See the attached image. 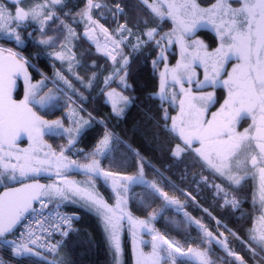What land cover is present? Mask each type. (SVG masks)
Returning <instances> with one entry per match:
<instances>
[{
	"label": "snow or ice",
	"instance_id": "obj_1",
	"mask_svg": "<svg viewBox=\"0 0 264 264\" xmlns=\"http://www.w3.org/2000/svg\"><path fill=\"white\" fill-rule=\"evenodd\" d=\"M24 2L25 0H14L13 12L5 6L3 0H0V33L9 40H14L18 45L24 42L18 29L26 21L39 23L40 31L43 33L47 22L59 19L54 11L48 9L62 6L66 0H45L44 3H33L28 8L22 6ZM140 3L150 9L152 18L160 23L143 33L148 37L147 41H141L137 37V43L132 45L133 50L140 48L142 43L156 39L157 36L159 39H156V47H161L162 42L167 41V44L161 47L156 59L152 61L153 68H156L161 61H165V64L164 70L159 73V91L150 94L149 98L158 99L161 107L165 104L175 107L178 101L177 115L169 117L168 108H164L161 117L164 121V130L173 136H178L185 145L184 148L177 145L172 150V156L179 158L186 149L192 148L193 143H199L200 146L192 150L209 168L229 181L230 186H240L247 176L258 174L260 202L264 205V0H215L208 8H201L196 0H151V3L149 0H140ZM234 3L238 6L234 7ZM101 7L102 5L94 3V0H87L85 8L79 15L82 20H87L89 26H96L97 22L92 19V9ZM116 13L123 14V9L119 5L114 11V14ZM169 20L172 24L171 29L161 34L160 24ZM61 24L68 31L66 39L75 36L74 31L67 24L63 21ZM203 25H210L219 40L218 46L211 51L202 40H192L191 43L188 40L196 29ZM99 27L107 36V30L102 25ZM124 31H128L131 35V29L127 28L126 24H121L117 32L123 36ZM93 32L94 27L86 30L85 35L93 39ZM124 39L127 38L124 37L120 41L111 39V44L114 46L112 52H107L105 46L106 54L114 64L117 62V56L113 55V52L122 55L119 46ZM38 43L52 46L53 38H42ZM172 45L179 46L180 59L174 66L169 67L164 52ZM97 50H100L99 44ZM53 55L61 61L66 58L63 53H53ZM68 59L71 61L75 57ZM233 59L237 63L233 64L231 71H227L226 64ZM27 64L28 61L19 53L0 47V179L16 180L17 175L28 177L33 173L49 171L53 167L56 169L55 174L60 177L70 168H81L87 174L103 176L106 181L112 182L115 204L109 205L94 192L85 196L82 194L85 190L74 187L76 182L66 180L62 181L63 187L56 184L36 183L10 188L0 193V244L10 246L13 256H41V253L35 250V246L47 248L50 253L55 254L62 242L46 245L38 238L34 239L37 229H33L31 223L18 238L9 240L7 236L14 232L26 213L37 211L33 208L34 201H38L43 209L47 207L45 198L51 200L54 196H58L62 200H69L71 197L67 193H72L80 195L83 201L82 207L95 211L98 215L115 264H121L120 233L125 221L132 238L134 264H214L210 257V249L188 247L185 250L179 242L168 239L153 227V221L164 208L176 205L179 210L183 205L176 198L170 197L155 181L145 180L143 157H140L141 167L135 175L106 172L100 168V160L95 157L104 155L109 149L110 133L105 132L98 141L95 149L90 153L88 163L79 165L76 161L67 159L64 155L65 149L72 150L77 138L89 125V121L83 120L81 123L73 114L69 119L75 127L64 128L60 120L50 123L38 116L32 106L44 107L58 97L53 96L51 92L40 95L44 80L37 84L31 83ZM128 67L129 58L123 57L120 67L105 79V84L123 71L120 86L124 89L130 88L131 85L127 83ZM196 67L204 69L202 80L196 78ZM225 72L227 78L222 79ZM57 75L60 76L59 73ZM18 76H23L25 82L24 97L19 101L14 100L12 96V89ZM92 78H95V73ZM60 79H63V76H60ZM221 86L227 89V97L220 108L212 113L211 119H208L206 112L215 103V93L204 92L203 89H215ZM106 95L112 102L113 113L117 116H122L134 99L122 95L115 89ZM246 116L251 117L252 123L243 132H238L236 125ZM148 119L152 117L149 116ZM46 133L68 137L67 145L61 147L59 154L51 151L50 145L43 143L42 137ZM23 134L27 135L29 147L22 149L16 142ZM44 148H48L49 151L44 152V158H41L40 153ZM13 160L15 163L12 162ZM249 165L255 171H249ZM233 169L236 171L234 172ZM240 171L244 174L240 175ZM135 185H144L149 197L160 198L164 202L160 210L150 213L146 219L136 218L127 210L131 188ZM216 188L217 194L223 191L220 185H216ZM224 196L225 205H231L233 209L239 208L240 201L235 196L228 199L227 192H224ZM184 215L186 222L194 223L203 232L204 238L211 243L213 234L199 220H194L188 213ZM48 219L45 217L43 220L35 221L39 225V231H48L43 227ZM74 219L78 217L57 213L55 230L62 236L77 231L72 227ZM217 223L219 224V221ZM249 232L250 241L264 251V215L259 217L258 222H254ZM142 234L151 236L152 250L147 254L140 250L141 244L148 243L141 238ZM216 242L228 251L224 240ZM228 255L235 254L228 251ZM252 255L255 257L259 253L253 249ZM236 259L239 264H246L241 257L236 256ZM0 264H4V261L0 260ZM48 264H63V260L54 259Z\"/></svg>",
	"mask_w": 264,
	"mask_h": 264
},
{
	"label": "trees",
	"instance_id": "obj_2",
	"mask_svg": "<svg viewBox=\"0 0 264 264\" xmlns=\"http://www.w3.org/2000/svg\"><path fill=\"white\" fill-rule=\"evenodd\" d=\"M199 1L201 4L207 5L214 0ZM124 18L128 24L135 25L140 30H143L147 25L157 26L158 24V20L153 19L152 16L149 23H146L141 8L135 9L134 14L126 13ZM165 27L170 28L171 22L166 21L160 25V28L164 29ZM158 50L159 47L151 43L129 52L127 83L131 85L130 88L124 89L120 86V77L124 75L123 71L114 79L113 84L117 85L128 97L134 99L125 113L122 116H117L115 124L109 125L112 132L117 135L118 141L113 147L112 154L104 157L102 161L107 162L109 167H113L116 163L117 168H119L118 171L138 172L141 167L140 157H143L144 178L157 182L163 189L171 193L170 197L179 200L183 205L182 208H185L190 217H198V220L206 218V215L194 207L195 203L209 207L217 217L243 237L249 245L255 247V244L250 241L248 229L251 215L256 210L251 203L254 181L247 179L240 186H230L229 181L208 168L207 164L191 149H186L179 158L172 156V150L179 145L180 139L164 130V121L161 117L164 108H168V113L174 111V108L167 104L161 107L158 99L149 98V95L157 93L160 87L159 65L153 68L152 64V61L156 59ZM120 52L122 55H117L116 65H119L125 57L127 47H123ZM102 60L105 61V58L103 57ZM107 68L103 72H106ZM71 93L73 95V92ZM74 96L77 97L75 94ZM82 103L88 112L108 118V105L103 94L98 95L90 102L82 101ZM149 116L152 119H148ZM100 133L101 130L96 125L86 128L80 140L83 148L90 149L94 146ZM115 154L121 162L117 158L114 160ZM202 177L223 182L228 190L238 197L239 208L231 209L228 205L218 204V197L210 195L209 197L205 193ZM22 180L24 179L19 181ZM19 181L7 182L4 186ZM103 190L107 194L111 193L106 186H102ZM130 197L128 206L137 215L146 213L147 209L153 207L158 209L163 205L160 198L149 197L146 187L141 185L132 188ZM61 202L65 210L78 213V219H75L72 225L77 231L70 232L67 237L61 240V246L55 254L50 255V260H63V264H112V253L109 250L108 241L98 215L94 211L82 207V204ZM157 203L159 204L157 205ZM163 211L167 218L156 220V224L166 235L176 237L181 243L189 247L200 250L210 249V254L217 255L221 261L220 264H238L234 258V261L227 263V255L223 251L218 250L212 243L206 244L201 238L200 229L194 223H187L185 215L174 211L171 206L164 208ZM233 240L230 243L233 252L247 264H256V261L264 264L263 253L253 257L247 243H243L235 237ZM48 262L44 264H48Z\"/></svg>",
	"mask_w": 264,
	"mask_h": 264
},
{
	"label": "flooded vegetation",
	"instance_id": "obj_3",
	"mask_svg": "<svg viewBox=\"0 0 264 264\" xmlns=\"http://www.w3.org/2000/svg\"><path fill=\"white\" fill-rule=\"evenodd\" d=\"M196 1L200 2L199 0ZM3 2L6 7H9L11 9V11H15L14 0H3ZM44 2L45 0H25L22 6L28 8L33 3ZM94 3H99L102 5L101 8L92 9V19L97 22L96 26H89L87 20H82L79 15V13L85 8L87 0H66V2L62 6H56L54 8L48 9L50 11H54L59 19H54V21L47 22L43 33L40 31L39 23L26 21L25 24L22 25L20 29H18V31H20L21 33V36L24 38V42L22 44L18 45L14 40H9L3 33H0V47H3L5 49H12V51L19 53L21 57L28 61V64L33 67V69H27L31 83L33 84H37L39 81L44 80L37 73L38 71H42L50 75L54 81H59L63 84H73L80 89L81 87L83 89L90 88L92 90L91 92H93L94 90L98 89L102 82L103 70L108 66L109 67L107 68V71L116 67V64H114L113 60L106 54L105 46H107V52H112L114 46L111 44V39H115L118 41L119 39L121 40L123 37H126L127 39H124V42L126 43V45H129V42L134 39V31L141 33V30L138 27L128 24L126 18H124L125 14H134L135 9L141 8L143 10L146 23H149L151 18L150 9H147L145 5L140 3V0H94ZM149 3H151V0H149ZM212 3L214 2H211L209 4L211 5ZM117 5H119L123 9V14H114ZM233 6L235 7L238 5L234 3ZM61 21H63L64 24H67L74 31V37L66 39V37L68 36V31L67 29L63 28ZM158 23L160 22L158 21ZM99 24L107 30V36L102 34L100 29L98 28ZM121 24H126L127 28L131 29V35L128 31L123 32V37L118 34L117 29ZM160 25H163V23H161ZM93 27L94 38L90 39L85 35V32L86 30H91ZM153 27H156V25H147L145 28ZM171 27L168 29L170 30ZM168 29L166 27L164 29L159 28V32L162 34ZM204 30H206L214 37L215 42L213 47L216 44H219V40L215 32L210 31V29ZM48 37L53 38L52 46H45L38 43L40 39H46ZM109 37L111 39H109ZM156 39H159V36H157ZM156 39L155 42H152V45L154 46H156ZM98 44L100 46L99 51L97 50ZM166 44L167 41L162 42L161 47H164V45ZM177 46L178 45L169 46L164 52V55L167 57L166 63L169 67L174 66L176 64V61L180 59V55L178 52V50L180 51V49L179 46ZM123 47L124 46H119V49L121 50L123 49ZM161 47H159L158 53L161 51ZM172 47L174 49H172ZM53 53H63L66 58L65 60L61 61L60 59H57V57L53 55ZM113 55L117 56V53H113ZM72 56H74L75 59H72L70 61L68 58ZM103 57L105 58V61L102 60ZM169 63H174V65L171 66V64ZM235 63H237L235 59L228 62L226 64L227 71H231L232 66ZM164 64L165 61H161L158 64L160 72L164 70ZM70 66L71 70H69ZM71 72L74 73V75H72ZM195 72L196 78L200 80L204 78V69L202 67H196ZM57 73H59L60 76H63V79H60V76H58ZM94 73L95 78H92ZM226 78L227 73L225 72L222 76V79ZM65 81H67V83H65ZM45 82L46 81L44 80V83ZM21 83L25 84L23 76L16 77L15 86L12 90L15 97L19 96L20 98H23L21 94V91L23 89ZM205 89L207 91H205ZM205 89H203L204 92L213 91L215 93V103L206 112L207 118L211 119L212 113L216 112L226 99L227 89L223 88L222 86L215 89ZM86 94L87 92L85 91V94L81 98L89 96V94ZM95 96H97V92H95ZM173 112L174 111L168 113L169 117H171ZM251 123V117L246 116L237 123L236 130L238 132H243L246 128L249 127ZM193 145H195L196 147L200 146L199 143H193ZM248 169H250L249 171H255L251 169V165H249ZM239 173L241 174L243 173V171H240ZM247 179H251L254 181L253 183H256V181L259 180V176L258 174L255 176L249 175L245 178L244 181H246ZM254 203L257 206L258 210H256L257 213L254 212L251 215V227L253 226V220L255 217L258 218L259 216L264 215V209H260L256 201Z\"/></svg>",
	"mask_w": 264,
	"mask_h": 264
},
{
	"label": "rangeland",
	"instance_id": "obj_4",
	"mask_svg": "<svg viewBox=\"0 0 264 264\" xmlns=\"http://www.w3.org/2000/svg\"><path fill=\"white\" fill-rule=\"evenodd\" d=\"M197 2V1H196ZM213 2H215V0L213 1ZM199 5H200V7L201 8H208L209 6H210V4H208V5H202L200 2H197ZM147 29V28H146ZM197 29H199V30H197ZM196 29V31H195V33L190 37V38H188V40H189V43L192 41V40H197V39H199V40H202L205 44H207V46H208V50L209 51H211L212 49H214V47L216 48L217 46H218V44H216L214 47H213V45H214V37L211 35V34H209L206 30H204V29H210V31H213V32H215L213 29H212V27L210 26V25H203V26H201V27H199V28H197ZM167 31H169V29L168 30H166L165 32H167ZM125 32H127V31H125ZM134 40H132L131 41V47L130 48H132V45H135L136 43H137V37H138V33L139 32H136V31H134ZM103 34V33H102ZM103 35H105V34H103ZM124 36V35H123ZM122 36V37H123ZM124 38V37H123ZM110 45V44H109ZM178 47V46H177ZM172 49H174L173 47H172ZM178 52H179V55H180V51L178 50ZM169 64H171V66L172 65H174V63H169ZM163 71V70H162ZM69 73H70V71H69ZM71 74L72 75H74V73H72L71 72ZM46 75H47V77H49L48 76V74L46 73ZM55 84L54 85H50L51 87L50 88H53L52 89V91L51 92H53L54 94H56L57 96H59L60 98H62V100H64V101H66V103L68 104V105H70V103L67 101V99H65L66 97H63L62 95L63 94H65L66 93V88H65V84H63L62 82H59V81H56V82H54ZM185 87H187V84H185ZM205 91H207L206 89H205ZM65 96V95H64ZM77 103V102H76ZM71 106V105H70ZM54 108V107H53ZM71 108L73 109V112H71V110L69 111V113L70 114H74L76 117L77 116H79L80 114V105H78V103H77V105H75V107H73V106H71ZM178 111H179V108H178V101H177V108H176V111H174L173 112V114L171 115V116H175V115H177V113H178ZM67 119V125L70 123V119L69 118H66ZM85 120V119H84ZM171 124V120H169V125ZM58 141H59V143L61 144V145H63V146H65V144L66 143H64L63 141H62V139H58ZM45 144V143H44ZM17 146L19 147V148H23V147H25V146H28L29 147V140L27 139L26 141H24V142H21V143H19V144H17ZM61 147L62 146H60V145H55V148H56V150L57 151H59V150H61ZM182 148V147H181ZM195 148H197L195 145H192V148H191V150L192 149H195ZM45 150H48L49 151V149L48 148H44L43 149V151L40 153V157L41 158H44L43 157V153L44 152H47V151H45ZM193 151V150H192ZM54 152H55V150H54ZM194 152V151H193ZM55 153H57V152H55ZM60 152H58L57 154H59ZM195 153V152H194ZM64 155L67 157V159L68 160H72V159H70L71 158V156H70V154L69 153H67V151H65L64 152ZM13 163H15V160H13L12 161ZM76 162H77V164H79V165H82L81 163H79V158H77L76 159ZM248 170H250V169H248ZM233 171L235 172L236 170L235 169H233ZM55 172H56V169H55V167H53L51 170H49V171H42V172H40L39 174H35V173H33V174H30V176H28V177H20L19 175H17V178H16V180H19V179H28V178H32V177H40L39 175H43V176H45V178H46V181H47V183L48 184H56V185H60V186H64L63 185V183H62V181H64V180H66V181H71V182H76V184L74 185V187H79V188H81V189H83V190H85L82 194L83 195H87L88 193H90V192H94V193H96V194H98V191H97V188L95 187L96 185L93 183V182H96V180L95 179H92V176L93 175H91V174H87L86 172H85V170H83V169H81V168H76V167H73V168H70V169H68L66 172H64V174H63V176H60V177H58L56 174H55ZM240 174V173H239ZM242 175L244 174V173H241ZM240 174V175H241ZM224 178V177H223ZM11 181H14V180H3V179H0V188L5 184V183H7V182H11ZM158 186L161 188V186L158 184ZM109 189V188H108ZM162 189V188H161ZM163 191H165V192H167L168 193V195L169 196H171V193H169L168 191H166V190H164L163 189ZM111 194V196H112V193H110ZM67 195H69L70 197H71V199H69V200H65L66 202H73V201H76V202H73V203H76V204H83V201L80 199V195H73L72 193H67ZM99 195V194H98ZM107 197V196H106ZM228 199H231V198H228ZM252 199H253V201L255 202H257L258 203V206L260 207V209H264L263 207H264V205H262L261 204V202H260V188H259V180L258 181H256V183H255V190H254V197H253V195H252ZM162 200V199H161ZM106 202L109 204V205H114V203H115V199H113L112 201L109 199V197L108 198H106ZM162 202H163V200H162ZM164 203V202H163ZM159 203H157V205H158ZM260 204H261V206H260ZM263 206V207H262ZM161 207L162 206H160V207H158V209H157V207H153V208H150V209H147L146 210V213H143L144 214V216L142 217V218H139V216H137V214L136 213H134L131 209H130V207L128 206L127 207V210L129 211V212H131L132 213V215L134 216V217H136V218H139V219H146L148 216H149V214L150 213H153V212H156V211H158V210H160L161 209ZM231 209H233L232 208V206H229ZM171 208H174L173 210H176V211H178V212H180L181 213V215H183V210H182V208H180L179 210H178V207H175L174 205L173 206H171ZM256 209H257V206H256ZM258 210V209H257ZM257 213V212H256ZM260 217V216H259ZM259 217L257 218V217H255L254 218V220H253V224H254V222H258V219H259ZM161 218H167L166 216H164V211H162L159 215H158V217H157V219L156 220H158V219H161ZM193 218V217H192ZM156 220L155 221H153V227L155 228V229H157L160 233H162L163 235H165L168 239H170V240H173V241H177V242H179L183 247H184V249L185 250H187V248L189 247V246H187V245H184L183 243H181V241L180 240H178L176 237H174V236H168V235H166L165 233H164V231L161 229V228H159L158 226H157V224H156ZM194 220H196V219H194ZM124 224H125V228L124 229H122L121 230V237H122V240H121V248H122V255H121V264H134V261H135V257H134V253H133V244H132V238H131V235H130V238H131V245L129 246L127 243L126 244H124L123 243V237H124V231L125 232H127V236H128V229L126 230V227L128 228V225H127V222L125 221L124 222ZM103 226V225H102ZM253 227V226H252ZM200 235H201V238H202V240H204L205 242H206V244L208 243V244H210L209 243V240L207 239V238H204V234H202V233H200ZM107 237V236H106ZM141 238L143 239V240H145V241H147L148 243H145L146 244V248H145V251H146V254L147 253H149V252H151V236L150 235H145V234H142L141 235ZM143 245V244H142ZM258 252L259 253H262V252H264V251H262L261 252V250L260 249H258ZM210 257H211V259L214 261V264H220V259L218 258V256L217 255H212V254H210ZM233 259H230V261H232ZM256 264H261L260 263V261H256L255 262ZM112 264H115V262H114V260H113V263Z\"/></svg>",
	"mask_w": 264,
	"mask_h": 264
},
{
	"label": "crops",
	"instance_id": "obj_5",
	"mask_svg": "<svg viewBox=\"0 0 264 264\" xmlns=\"http://www.w3.org/2000/svg\"><path fill=\"white\" fill-rule=\"evenodd\" d=\"M50 87L51 86L47 85V82H45L44 83V87L42 88V90L40 92V95L43 96L44 94L51 92L53 88H50ZM113 89H115L117 92H120L122 95L127 96L115 84L109 85L101 93V94H103L104 100L106 101V103L108 105V109H107V112H108L107 123L110 126H112V124H115V122L117 121V115L113 113L112 102L108 99L106 93L111 92ZM80 90H81V93L85 94V91H86L87 94H89V95H90L89 92L92 91L90 88H87L86 90H83L81 88ZM22 94H23L22 96L24 97V84H23V93ZM51 94L53 96H55V97H58V99H55V100L51 101L49 104H47L44 107H41V106L36 105L35 108H36V111H37V115L40 116L43 120L48 121L50 123L52 121L60 120L62 122L64 128L75 127V125H73L71 123H69L68 125L66 124L67 123V119L66 118H69L70 116H72V114L69 113L70 110H71V112H73V110L71 108L72 105L71 104H70L71 106L68 105L66 103V101L62 100V98H60L59 96H57L53 92H51ZM82 99L84 101H86V102H90V100H91V99H88V97H86V98L83 97ZM68 102L71 103L70 101H68ZM79 114H80L79 116H77V117L75 116L76 120L80 121L81 123L83 122L84 119L85 120H88L89 121V125H87L85 127V129L88 128L91 125V120L82 111H80ZM83 131H82L81 135L77 138V140L74 143V145L79 144V146H80L79 147V150L80 151L78 152V155H76V154L75 155H72L70 159H72L71 161H76V159L79 158V163L86 164V163L89 162L90 153L95 149L98 141L104 136L105 133L104 132H101L100 135H99V137L96 139V141L94 143V146H92L90 149H85V148H83V146L80 143V140H81V136L83 134ZM59 138L62 139V141L64 143H66L65 145H67V142H68V137L67 136H61V135H55V134H51V133H46L45 135H43L42 140H43V143H45L46 145H50L51 146V151H54L55 150V152L58 153V152H60V150L57 151L56 148H55V145H57V146L58 145L63 146V145H61L59 143V141H58ZM112 145L113 144H112V141L110 139L109 149L106 151V153L104 155L95 157L96 159L100 160V168L102 170L106 171V172L119 173L121 175H135V174H137L138 172H135V171H133V172H122V171H118L119 168H117L116 163H114V166L113 167L112 166L109 167L106 164L107 162L102 161V159L104 157L110 156L112 154V151H113ZM115 158H117V160L119 162H121V160H119V158H118V156H116V154H115L114 160H115ZM94 177L96 178V182H93V183L95 185H97L96 188H97V191H98L99 196L102 197L105 201H106V198H108V197H109V199L111 201L113 199H115V194L113 193L112 186H111V183L112 182L110 180L106 181L103 176L93 175L92 176V179ZM99 186H106L107 188H109L110 192L112 193V196L110 197V194H107L105 191H102ZM135 186H137V185H135ZM132 188H131V190H132ZM130 196H131V194H130ZM52 200H60V201L66 202L65 200H62L58 196H54L52 198ZM128 204H129V202H128ZM137 216H139V218H142L144 216V214L143 213H141V214L139 213ZM101 225H102V223H101ZM102 228H103V226H102ZM103 230H104V228H103ZM104 233H105V231H104ZM105 235H106V233H105ZM121 240H122V237H121V233H120V241ZM130 240H131L130 233L128 234L127 237L124 234L123 243L124 244L127 243L130 246L131 245V241ZM145 248H146V244H143V245L141 244L140 245V250L143 251L146 254Z\"/></svg>",
	"mask_w": 264,
	"mask_h": 264
},
{
	"label": "built area",
	"instance_id": "obj_6",
	"mask_svg": "<svg viewBox=\"0 0 264 264\" xmlns=\"http://www.w3.org/2000/svg\"><path fill=\"white\" fill-rule=\"evenodd\" d=\"M47 204L46 208L41 209L40 203L37 201L33 208L37 209L36 212H29L25 219L20 224L18 230L10 237L7 238L9 240L16 239L20 236L22 232L26 230V226L31 223L33 229H37L36 235L33 237L38 238L41 243L46 245H54L58 242V239L62 236L59 231L55 230L56 214L60 213L62 215H75L74 213H66L60 207H50L48 202L45 200ZM199 208V206H198ZM205 210V209H204ZM45 217L49 218L46 222H44L43 227L47 228L48 231H39V225L35 223L36 220H43ZM218 220L214 221V227L217 228L220 224L217 223ZM31 230V229H28ZM223 236V235H221ZM35 250L41 253V256L45 252H49L47 248H40L39 246H35ZM40 256H13L11 254V248L7 245L0 244V260L4 261V264H36L34 262V258H38Z\"/></svg>",
	"mask_w": 264,
	"mask_h": 264
},
{
	"label": "water",
	"instance_id": "obj_7",
	"mask_svg": "<svg viewBox=\"0 0 264 264\" xmlns=\"http://www.w3.org/2000/svg\"><path fill=\"white\" fill-rule=\"evenodd\" d=\"M5 55H7V53H5ZM13 99H14V100H17V101L22 100V98H15V97H13ZM32 107H33V106H32ZM33 111H35L34 108H33ZM27 139H28V138H27V135H26V134H23V135H21V137L17 140L16 143L23 142V141H25V140H27ZM36 183H39V184H42V185H46V182H45L44 180L40 179V178L28 179V180H24V181L18 182V183L14 184V185H10V186H6V187L1 188V189H0V193H3V192H5L6 190H8V189H10V188H20V187H22L24 184H36ZM34 202H35V201H34ZM34 202H33V204H34ZM17 226H18V225H17ZM17 226H16V227H17ZM16 227H15V228H16ZM14 230H15V229H14Z\"/></svg>",
	"mask_w": 264,
	"mask_h": 264
}]
</instances>
